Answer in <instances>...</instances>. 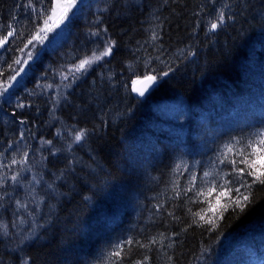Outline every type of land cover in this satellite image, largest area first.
I'll list each match as a JSON object with an SVG mask.
<instances>
[{
    "label": "trees",
    "instance_id": "1",
    "mask_svg": "<svg viewBox=\"0 0 264 264\" xmlns=\"http://www.w3.org/2000/svg\"><path fill=\"white\" fill-rule=\"evenodd\" d=\"M55 1L0 0V264H264V185L241 163L264 132V0H85L16 63ZM148 75L158 86L136 96ZM23 159L42 162L31 189L9 181ZM37 192L17 243V201Z\"/></svg>",
    "mask_w": 264,
    "mask_h": 264
},
{
    "label": "rangeland",
    "instance_id": "2",
    "mask_svg": "<svg viewBox=\"0 0 264 264\" xmlns=\"http://www.w3.org/2000/svg\"><path fill=\"white\" fill-rule=\"evenodd\" d=\"M84 1L85 0H78V3L75 5V7L71 8V10L68 12L69 18ZM64 2H65V0H61V3H64ZM53 9H56V15L55 16L53 14L51 15L52 18L47 21V24L46 23L44 24L41 31L36 35L33 43L29 47V50L26 49L24 51V54L22 55V57L20 59L21 63L24 64V60H25V58L29 52L32 53V51L34 52L35 50L39 49V47L48 46V45L52 44V42H57L59 39H61V37L66 35V28H67V23H68L69 18L65 19L62 23H59V26H56L60 11H61L59 8H57V0L55 1V5H54ZM48 26H51V30H46L48 28ZM97 56H99V55H97ZM86 58H91V57H86ZM84 59H82V60H84ZM102 60H103V58L100 60H96L93 63H91L90 66H87V71L91 67L97 65L99 63V61L101 62ZM79 64H76L75 66H77ZM23 67L25 70V66H23ZM75 69H76V67H75ZM87 71H84V70L75 71L74 74L79 79L80 74L85 73ZM75 79H76L75 77L73 79H71L69 85H71ZM11 164H13V162ZM27 164H30V163L28 160H25V159L18 161V162H15L14 165L19 167V168L17 169L16 172H14L9 177V181L11 183L16 184L19 179H20V181L26 180V181H28L29 189H31V187L37 186L43 182V180H42L43 174H42L41 168L38 167V166L42 165V162L40 163L38 160H36V162L34 161V164H35L34 167L33 166L27 167ZM23 165H24L23 171H21V167ZM14 176L16 177V180L12 179V177H14ZM50 190H51V188H50V186H48V191H50ZM42 203H43V197L37 192L36 194L33 193L31 195V201L28 202L27 204H25L24 201H22L20 203V205H24V207H20L19 205H17L18 209L16 211L17 212L21 211L20 212L21 218L18 220V224H19L21 229H15L17 231V235L15 237L17 243L18 242L24 243L25 241L29 240L31 238V236H33V233L36 230V229H33V227L36 228L35 223H37V220H36L37 215L36 214H38L40 216V208H41L40 206ZM36 206H38L39 209H38V207L36 208ZM36 209H38V210H36ZM22 219H23L24 225L21 226ZM24 227H26L28 229H24ZM5 233H7V232H5ZM8 236H10V234H8Z\"/></svg>",
    "mask_w": 264,
    "mask_h": 264
},
{
    "label": "snow or ice",
    "instance_id": "3",
    "mask_svg": "<svg viewBox=\"0 0 264 264\" xmlns=\"http://www.w3.org/2000/svg\"><path fill=\"white\" fill-rule=\"evenodd\" d=\"M77 3H78V0H65L64 3H61V0H57V8H59L61 11H60L56 26H59V23H62L65 19L69 18L68 12L71 10V8L75 7V5ZM52 11H53V15L55 16L56 15V9H53ZM51 18L52 17H50V19ZM45 23L47 24V21ZM223 23H224V13H223V11H221L217 17V22L211 23L209 31L216 30L218 28V26L220 24H223ZM46 30H51V26H48V28ZM11 35H13V33L9 32L8 36H11ZM153 39H155V36H153ZM3 43H4V40H0V45H3ZM29 43H31V41H29ZM113 44H114V42H111L108 45H106L105 50L103 52H101L99 56H97L95 53H93V56L91 58H85L84 60H82L79 65L75 66L76 71H80V70L87 71V66H90L91 63H93L96 60L102 59L104 56L111 55ZM28 57H29V59L32 58L31 52L28 53ZM16 63L19 64L20 61L17 60ZM25 63H27V61H25ZM20 71H23V68H21ZM17 75H19V72L17 73ZM165 75H167V73H165ZM13 79H15V77H13ZM155 79H156L155 76H145L144 77V80L148 81V82L154 81ZM137 91H139L140 95L144 94L143 90H141V89H137ZM0 95H2V93H0ZM18 107H23V105H18ZM21 123H23V121H21ZM85 135H86V132H84L82 130L78 134L75 135L74 140L76 142H79L80 140L83 139V137ZM258 137H259L258 140L254 142L256 144V147H254L252 153L249 154V156H254L255 159L249 160L246 157L245 159H243L241 161V163H245L247 165V167H248L247 175L254 177L253 183L259 182L261 185H264V132L259 133ZM47 143H51V142L48 141ZM248 146L252 147L253 145H252V143H250ZM229 151H231V148H229ZM15 162L16 161L13 160V163H15ZM232 163L235 164V161H233ZM243 173H244V169H237L236 170V180L242 182L241 187H244L245 183H246V182H243V180H244ZM204 175L208 176L209 173L206 172ZM12 179L16 180V177L14 176V177H12ZM193 179H195V178L193 177ZM227 185H228L227 181L225 182V184L218 185V187L221 189V191L219 193L220 197H223L227 194L224 191V189L227 187ZM215 187H217V186L214 185L213 188L209 189V191L210 192L214 191ZM189 190H191V189H189ZM236 192H237V194H240V189L237 188ZM198 194H202V193H198ZM0 199H2V197H0ZM243 200L247 201L248 196H243ZM17 204L20 207H24V205L19 204V201H17ZM217 206H219V199L217 200ZM196 215H199V214L197 213ZM201 219H204V217L201 216ZM209 223H211V221H209ZM2 227L6 228V226H2ZM128 243H131V241H128ZM113 255L118 257L120 255V252L117 251V252L113 253ZM137 264H140V262H137Z\"/></svg>",
    "mask_w": 264,
    "mask_h": 264
},
{
    "label": "water",
    "instance_id": "4",
    "mask_svg": "<svg viewBox=\"0 0 264 264\" xmlns=\"http://www.w3.org/2000/svg\"><path fill=\"white\" fill-rule=\"evenodd\" d=\"M150 76H153V75H150ZM134 82L132 84V90H133V93L139 97H145L146 95H148L158 84L157 79H155L154 81L148 82V81L144 80V77H142V78H140ZM137 89L143 90L144 94L140 95L139 91H137Z\"/></svg>",
    "mask_w": 264,
    "mask_h": 264
},
{
    "label": "bare ground",
    "instance_id": "5",
    "mask_svg": "<svg viewBox=\"0 0 264 264\" xmlns=\"http://www.w3.org/2000/svg\"><path fill=\"white\" fill-rule=\"evenodd\" d=\"M83 38H84L83 34L80 33V34H79V40L81 41V40H83Z\"/></svg>",
    "mask_w": 264,
    "mask_h": 264
}]
</instances>
